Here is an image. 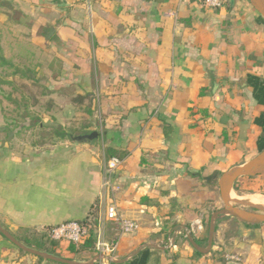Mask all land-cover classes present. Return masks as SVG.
Returning <instances> with one entry per match:
<instances>
[{
    "label": "crops",
    "instance_id": "1",
    "mask_svg": "<svg viewBox=\"0 0 264 264\" xmlns=\"http://www.w3.org/2000/svg\"><path fill=\"white\" fill-rule=\"evenodd\" d=\"M13 1L22 17L0 29L31 23L37 33L16 41L17 54L0 47V227L46 233L87 219L95 205L102 218L114 203L138 228L119 236L102 222L103 241L117 238L113 259L95 246L51 256L124 264L149 249L147 264H264L261 226L219 217L207 253L188 240L207 247L218 178L258 154L253 119L263 108L249 78L264 79V26L248 0L217 10L179 0ZM87 94L91 103L73 101ZM91 132L96 139L74 140ZM107 148L126 154L115 191L104 186ZM0 264L62 263L0 236Z\"/></svg>",
    "mask_w": 264,
    "mask_h": 264
},
{
    "label": "trees",
    "instance_id": "2",
    "mask_svg": "<svg viewBox=\"0 0 264 264\" xmlns=\"http://www.w3.org/2000/svg\"><path fill=\"white\" fill-rule=\"evenodd\" d=\"M224 6L226 8H229L230 1L228 0L224 4ZM259 20L262 22L264 26V20L260 16H259ZM249 84L252 89V97L254 98L256 103L263 108V110L253 119L254 126L259 128L260 130V135L257 137L255 142L256 151L259 153L264 149V79L262 77L252 76L249 78ZM85 98H89L90 103L94 100L92 94H87L84 97L77 96L74 98L73 101L81 102ZM91 112L92 111L89 108L88 113L91 114ZM64 134L65 132H63V136ZM125 155H126L125 152H119L112 148L106 149V157L108 159L118 158L119 160H122ZM218 175L219 174L215 172L211 176L207 177L206 180L214 185ZM233 190L235 192L258 193L264 195V174L255 177H244L238 179L233 186ZM98 218H99V209L97 205H95L92 207L90 215L87 219L82 221H77L87 228L86 236L77 245L63 241L64 245L61 246L60 242L62 241L50 240L46 233L38 232L34 229H28V228H20L16 230V232L13 233V237L15 240H17L19 243H21L27 248L39 252H44L50 255H55L56 250L59 249L60 247H63L65 251H68L71 254H76L92 249L95 246V234H96V229L98 227ZM246 226L257 227L259 225L246 224ZM0 236L3 237L1 234ZM116 240L117 238L115 237L111 239L110 242H116ZM148 258H149V249H144L143 251L139 252L131 260H129L124 264H147Z\"/></svg>",
    "mask_w": 264,
    "mask_h": 264
},
{
    "label": "water",
    "instance_id": "3",
    "mask_svg": "<svg viewBox=\"0 0 264 264\" xmlns=\"http://www.w3.org/2000/svg\"><path fill=\"white\" fill-rule=\"evenodd\" d=\"M231 3L233 0H230ZM253 10L264 20V0H248ZM98 134L91 132L89 134L77 136L74 138L76 142L91 141L96 139ZM264 172V149L259 152L255 157L248 162L234 167L220 175L217 181V187L219 191L220 200L222 202V208L213 212L209 218L207 247L200 248L195 242L188 237V240L192 247L199 253H207L213 242V236L215 232L216 222L219 217L226 216L234 218L244 224L249 225H264V209L258 205L251 204L250 202L240 201L231 198V192L233 190L234 183L243 177H254ZM0 234L8 240L12 245L18 249L32 254L34 256L50 260L62 264H75L71 261L57 258L46 253L38 252L30 249L19 243L14 237L2 227H0Z\"/></svg>",
    "mask_w": 264,
    "mask_h": 264
},
{
    "label": "built area",
    "instance_id": "4",
    "mask_svg": "<svg viewBox=\"0 0 264 264\" xmlns=\"http://www.w3.org/2000/svg\"><path fill=\"white\" fill-rule=\"evenodd\" d=\"M228 0H179L181 4H189L192 2L200 3L204 8L215 10L222 8ZM121 165V160L118 158H111L106 163V179L104 186L108 187L111 191L117 190L112 185V174ZM108 222L116 225L119 230V236L130 235L136 232L137 224L129 219L122 217L115 206L111 203L105 207L104 214L98 218V227L95 234V248L99 252H106L113 259V254L116 249V242H104L102 236V222ZM46 234L50 240L65 241L77 245L87 234V228L77 221H68L62 224L49 228ZM230 260H236L235 257H228Z\"/></svg>",
    "mask_w": 264,
    "mask_h": 264
},
{
    "label": "rangeland",
    "instance_id": "5",
    "mask_svg": "<svg viewBox=\"0 0 264 264\" xmlns=\"http://www.w3.org/2000/svg\"><path fill=\"white\" fill-rule=\"evenodd\" d=\"M14 6H16V5H15L13 0H0V10H2L1 7L6 8L5 10L3 9L2 11H0V20L5 19L7 21L14 22V21L21 19L22 14H20L16 10L15 11L12 10L14 8ZM8 9H9V11H8ZM45 15L47 16V18L49 20H51V16H50L51 14L50 13L45 14ZM27 16H28L27 18H30L32 20L36 19L35 14L34 15L28 14ZM31 25L32 24L30 23V25H29L30 28H28V29H23V28L13 29V30L11 29L9 31L7 29H0L1 53L9 52V50H10L14 54H17L20 46H16L17 45V44H15L16 41L22 40V38H24V37L29 38V36L31 37V35H36V33H37L34 29L31 28ZM47 33L48 32L46 31L44 36H46ZM42 46L43 45H41L39 48L42 49ZM36 53H37V51H36ZM38 60L41 61L42 58L39 59V57H38ZM33 61L35 62V60H33ZM15 63L18 64V62H15ZM21 64H23V63H21ZM0 76H2L1 72H0ZM4 78L5 77L2 76V77H0V80L4 79ZM44 80H45V78H44ZM14 84H15V86L19 87V84H21V82L19 80H17V81H14ZM3 88H4L5 92H9L11 90L10 87H7V86L2 87V90H3ZM21 88H24V87H21ZM24 91H25V93H28L27 95L33 96L35 89L34 88H30V89L27 88V89H24ZM16 98H17V96H16ZM32 133L37 134L35 136V140H39L41 138L40 132L34 131ZM30 136H32V135H30ZM244 195H245V193L243 194V192H235L234 190H232V192H231V198L236 199V200H240V201H244V198L248 197V196H244ZM254 196L258 199V201L264 200L263 196H258V195H254ZM213 199H214L213 201H214L215 208H217V209L222 208V202L219 199L218 192H215L213 194ZM228 218H231V217L222 216L219 218V220H220L219 222L226 221ZM259 226L264 228V225H259ZM205 228L207 229V227H205Z\"/></svg>",
    "mask_w": 264,
    "mask_h": 264
},
{
    "label": "bare ground",
    "instance_id": "6",
    "mask_svg": "<svg viewBox=\"0 0 264 264\" xmlns=\"http://www.w3.org/2000/svg\"><path fill=\"white\" fill-rule=\"evenodd\" d=\"M244 201L245 202H250L251 204H254V205H258L259 207L264 209V200L258 201V199L254 195L245 197Z\"/></svg>",
    "mask_w": 264,
    "mask_h": 264
}]
</instances>
